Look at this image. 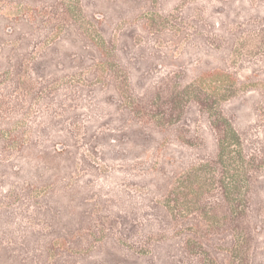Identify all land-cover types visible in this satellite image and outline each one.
I'll use <instances>...</instances> for the list:
<instances>
[{
  "label": "trees",
  "instance_id": "obj_1",
  "mask_svg": "<svg viewBox=\"0 0 264 264\" xmlns=\"http://www.w3.org/2000/svg\"><path fill=\"white\" fill-rule=\"evenodd\" d=\"M63 13L81 45L33 43ZM181 33L195 43L187 65L150 45ZM240 43H264V0H0V264H264V210L250 173L232 170ZM74 71L83 97L102 93L124 117L77 125L56 78ZM117 158L141 169L125 176L133 187ZM31 190L55 237L9 233Z\"/></svg>",
  "mask_w": 264,
  "mask_h": 264
},
{
  "label": "rangeland",
  "instance_id": "obj_2",
  "mask_svg": "<svg viewBox=\"0 0 264 264\" xmlns=\"http://www.w3.org/2000/svg\"><path fill=\"white\" fill-rule=\"evenodd\" d=\"M70 18L69 14H60L59 19L60 22L63 23L62 27L63 30L60 29H53L50 31H43L39 37L33 41L36 44L42 43H61L66 48L74 49L77 48L78 45H81L80 36L78 34V30L74 28L73 33L67 34L64 31L65 29V22L68 21ZM176 20V19H175ZM181 23V22H180ZM176 29L181 28L182 26H187L186 23L177 24L176 22L172 23ZM64 31V32H63ZM165 39L162 37L159 40H156L155 43H149L150 45H154L156 48H160L163 51L168 50L171 55V62L174 65H187L193 59L194 54V45L195 43H190V41L183 36L181 33L179 36L176 37L174 42L167 43ZM120 44V43H117ZM110 49V48H109ZM253 51V56L246 57V53ZM253 61L249 63V60ZM235 61L237 65L235 69H240V80L237 82L236 86V93L239 95L235 102L233 103L234 107L237 108L239 117L237 122L235 123L237 130L240 134V141L238 142L236 149L238 150V157L240 162L238 165H235L233 171L241 172L245 174L250 173L252 182L250 184V200L252 205L257 209L260 208V211L264 210V191L259 195L257 194L258 185L261 184L262 180L264 182V72H259V74H254V63H258L264 67V43H240L239 47V55H237ZM257 61V62H256ZM121 75L129 72V63L123 64L121 67ZM235 69H233L235 71ZM203 73H206L207 69H201ZM75 73L79 74L78 72H70L64 73V76H58V81L60 83L65 84L68 91H71V97L65 100V104L68 109L78 112V118H76L77 125L83 124L85 120L81 121L79 117H84L87 113H96L100 117L93 120V126H100L104 128L107 126L105 121L108 118L118 116L124 117L123 114L119 112V106L115 105L114 103H110V100L106 96V101L104 100V94L101 93L100 97L101 100L91 101L90 99H86L82 96V86L84 84L81 81L82 76H74ZM207 75V74H206ZM249 76H252L249 78ZM70 77H75L76 80L70 81ZM168 80H161L159 82V89L162 90V93H167L169 90L167 85ZM104 93V92H103ZM66 108V107H62ZM62 111L61 108H59ZM60 113V112H58ZM109 113H111L109 115ZM114 119V118H113ZM115 123H118L120 119H115ZM74 120L67 121L68 123L72 124ZM73 126V125H71ZM51 141V144L56 142V146H59L58 138H54ZM118 153V152H117ZM115 169H120L117 173L119 176H122V182L125 185L134 186L131 184L132 182L127 179L126 181L125 176L129 175L130 173H138L141 171L139 166L134 165L133 163L121 161V159L117 158L115 160H111L109 163ZM103 166H105L103 164ZM113 168V169H114ZM106 169V168H105ZM104 169V171H105ZM243 179V176H242ZM124 180V181H123ZM240 185H244L240 182ZM30 195L17 198L14 200V204L11 207V215H7L6 220L10 223L11 231L10 234L15 233L16 235H22L29 233L34 235L30 232L29 227L35 226L36 228L39 227L41 231L40 233H44L48 235V238L55 237L56 234L50 232V229H45L48 217L42 216L38 214L36 209H34L33 204L39 203L40 198L36 197V191H30ZM40 192V191H39ZM8 205V204H7Z\"/></svg>",
  "mask_w": 264,
  "mask_h": 264
}]
</instances>
